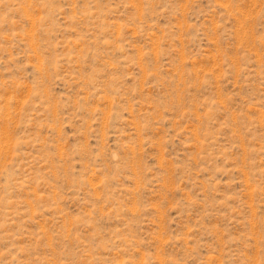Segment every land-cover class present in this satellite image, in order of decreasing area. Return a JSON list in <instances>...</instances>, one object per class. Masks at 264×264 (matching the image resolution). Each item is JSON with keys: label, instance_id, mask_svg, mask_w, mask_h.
Wrapping results in <instances>:
<instances>
[{"label": "rangeland", "instance_id": "374dc122", "mask_svg": "<svg viewBox=\"0 0 264 264\" xmlns=\"http://www.w3.org/2000/svg\"><path fill=\"white\" fill-rule=\"evenodd\" d=\"M0 264H264V0H0Z\"/></svg>", "mask_w": 264, "mask_h": 264}]
</instances>
